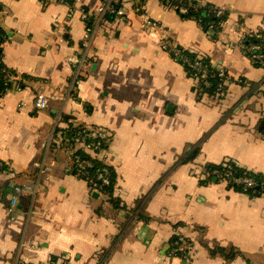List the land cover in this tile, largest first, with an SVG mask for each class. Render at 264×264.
Listing matches in <instances>:
<instances>
[{"label": "crops", "instance_id": "obj_1", "mask_svg": "<svg viewBox=\"0 0 264 264\" xmlns=\"http://www.w3.org/2000/svg\"><path fill=\"white\" fill-rule=\"evenodd\" d=\"M102 1L0 0V63L15 82L0 96V264H264V195L206 171L232 163L264 176L263 61L255 65L247 49L255 50L239 43L264 30V0H200L228 9L213 36L159 0H142L140 12L134 0H118L123 17H103L75 80L81 11ZM145 19L225 70V97L200 89L143 30ZM40 92L44 109L34 106ZM69 125L106 133L102 160L116 205L93 198L73 174V153L85 152L76 135L57 132ZM42 160L48 178L10 213L13 186L35 180ZM57 194L82 207L84 220L71 225L63 211L57 224L46 223L41 214ZM32 205L38 217H27Z\"/></svg>", "mask_w": 264, "mask_h": 264}, {"label": "built area", "instance_id": "obj_2", "mask_svg": "<svg viewBox=\"0 0 264 264\" xmlns=\"http://www.w3.org/2000/svg\"><path fill=\"white\" fill-rule=\"evenodd\" d=\"M135 1V11L140 12L141 6L138 5L142 0H134ZM163 4H165L170 9L174 10L176 13L185 14L190 8H200L203 4L198 2H193L192 0H159ZM118 0H103L97 8L93 12H86L81 11V18L86 26V33L83 40L84 48L80 56L73 58L72 65L74 69V77L75 80L78 79L79 74L89 65V58L87 57L88 52L90 51L91 45L93 43L96 30L98 26L102 23L103 17L112 14L116 15L118 18L123 17V11L121 7L118 5ZM210 12L215 13L217 15H228V9L224 6H215L212 5L209 9ZM69 18L71 17L68 15ZM224 22V21H223ZM223 22L221 23V28L223 26ZM143 30L157 42V44L163 49L166 50L171 54V56L178 61L181 65L187 64L193 70H195L196 75L194 79L196 82L198 81L199 76H204L206 73V69L202 66L200 62L189 63L188 59L180 54V50L174 44V41H170L164 32V30L159 26V24L151 19H145L142 23ZM209 32H212V27L210 26ZM220 28V29H221ZM251 33V32H247ZM256 33V32H255ZM244 35V34H243ZM242 36V35H241ZM243 36L240 38L239 43H242ZM252 49L255 50L254 54L252 55V59L254 63H258L261 61L262 57H264L263 53H259L263 51L262 46H250ZM257 51V53H256ZM199 59H201L199 57ZM218 73L217 76L219 78V86L216 90L217 96L224 98L226 95V87L227 83H229V79L226 75L225 70L217 69ZM203 84H209L206 80H201ZM45 85L42 84L40 86V90H44ZM77 87L75 84L69 88V93L72 90H76ZM23 104H21L22 106ZM34 106L37 109H44L48 106V100L44 94L40 92L34 97ZM35 133L39 132V129L34 131ZM77 140L79 146H82L81 149L85 153L75 151L72 156V165H73V174L84 181L87 182L90 191L97 192L99 196L101 195V187H97L95 184L96 182H100L102 185H108L110 183V172L106 167L107 164L102 160V154L104 152V143L107 138V135L104 131L97 130L91 133H83L78 131ZM86 138H94L95 142L90 143L86 140ZM51 140V138H50ZM49 140V141H50ZM97 161L101 162L103 165L97 166ZM106 165V166H104ZM35 168L37 169V176L36 179L31 181L28 179L23 180L21 183L16 184L13 186V195L9 200V208L8 211L13 213L18 201V196L20 195H34L41 187L40 183L45 181L48 178V174L51 170V167L48 163L42 160L40 163L37 162L34 164ZM229 181L234 183H239L243 185V191L252 192L255 186V183L250 178H231L227 173H220L217 174V182L228 184ZM63 211L70 212L73 216H81L85 213V210L78 206L77 204L70 202L65 199V197L60 196L57 194L55 196L52 204L50 205L49 209L46 213L41 214L42 219L49 224H57L59 219L62 217ZM38 217L39 213L36 211L34 212L33 205L29 208L27 212V217L30 215ZM19 264V263H18Z\"/></svg>", "mask_w": 264, "mask_h": 264}, {"label": "trees", "instance_id": "obj_3", "mask_svg": "<svg viewBox=\"0 0 264 264\" xmlns=\"http://www.w3.org/2000/svg\"><path fill=\"white\" fill-rule=\"evenodd\" d=\"M121 2V0H119ZM194 2H198L200 0H192ZM201 2V1H200ZM203 4L202 7L197 8V9H193L190 8L185 14H182L184 18H191L193 19L198 25L199 27L205 32L209 34V30L211 29L210 26L213 29V32H210V35L213 36L214 33H217L220 28H221V23L225 20L226 16L225 15H217L215 13H212L209 11V9L211 8V6L213 4H209V3H204L201 2ZM120 5V4H119ZM108 18L110 16H107ZM105 17V18H107ZM214 38V37H213ZM243 44L246 46H262L264 45V30L260 31L259 33H253L252 35L246 36L243 40ZM177 49L180 50V54L185 56L189 63H195V62H200L202 64V66L206 69V73L204 76H199L200 78H198L197 84L198 87L200 89H202L205 92L208 93H213L216 94V90L219 86V78L217 76L218 70L213 67L210 63V60L208 58H202L199 59V56L196 52H192L189 50H185L180 46H177ZM248 52V57L251 58V55L255 52V51H251L249 49H247ZM257 53V51H256ZM259 53H263L264 54V47H263V51L259 52ZM263 61L262 64L255 63V65H258L259 67H263L264 69V57H262L261 59ZM184 71L186 72L187 76H189L190 78H194L196 75L195 70H193L191 67H189L187 64H183L182 65ZM14 75L11 74V72H9L8 70H6L0 63V96L4 95L11 87L12 84L15 83L13 82L14 80L11 79V77ZM206 80L209 84H203V82L201 83V80ZM19 86L24 87V84L22 83V80H19ZM66 118V117H65ZM78 131H81L83 133V127L80 126H72L69 125L67 128L65 129H58L57 132H60L62 135L63 134H67L68 136H75L77 134ZM86 140L90 143L95 142L94 138H86ZM81 151V150H79ZM97 166H101L102 167V163L97 161ZM0 165L3 169L5 168L3 166V164L0 161ZM106 166V165H104ZM110 172V183L108 185H102L100 182H96V186L97 187H101V195L105 196L108 198L109 202L113 205H116V200H114L112 198V187H113V173L112 170L109 166H106ZM208 170V172L210 173L209 176L212 177V179H214L217 182V174L220 173H227L230 175L231 178H250L251 180H253V182L255 183L254 189L252 192H247V191H243V185L239 184V183H234L232 181H229L227 184V187L236 189L241 191L244 194H247L249 196H261L264 195V176L260 175V174H255L253 172H250L246 169L240 168L232 163H225V165L223 166H212V167H208L206 168V171ZM207 172V173H208ZM92 193V192H90ZM179 238L178 237H172L170 243L172 244L171 246H173V242L175 245V242H178ZM177 244V245H178ZM178 248H174L175 252H180V248L179 246H176ZM173 248V247H172ZM185 248V245H183V249ZM223 249L219 248L217 249V252L220 255H223ZM231 257H235L236 256V252H234V250H231V252L228 254V256Z\"/></svg>", "mask_w": 264, "mask_h": 264}, {"label": "water", "instance_id": "obj_4", "mask_svg": "<svg viewBox=\"0 0 264 264\" xmlns=\"http://www.w3.org/2000/svg\"><path fill=\"white\" fill-rule=\"evenodd\" d=\"M99 194L97 192H92V197L93 198H98ZM84 218L83 216L79 217V216H73L71 219V225H75L76 223H78L79 221H83Z\"/></svg>", "mask_w": 264, "mask_h": 264}, {"label": "bare ground", "instance_id": "obj_5", "mask_svg": "<svg viewBox=\"0 0 264 264\" xmlns=\"http://www.w3.org/2000/svg\"><path fill=\"white\" fill-rule=\"evenodd\" d=\"M83 40H84V39H83ZM82 47L84 48L83 41H82ZM83 48H82V49H83Z\"/></svg>", "mask_w": 264, "mask_h": 264}]
</instances>
